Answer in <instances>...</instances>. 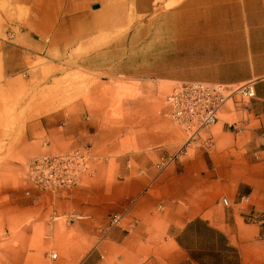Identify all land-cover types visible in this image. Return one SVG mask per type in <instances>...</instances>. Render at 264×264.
Instances as JSON below:
<instances>
[{
    "label": "crops",
    "instance_id": "obj_1",
    "mask_svg": "<svg viewBox=\"0 0 264 264\" xmlns=\"http://www.w3.org/2000/svg\"><path fill=\"white\" fill-rule=\"evenodd\" d=\"M98 1L31 0L34 15L18 43L0 47L2 76L24 73L29 54L56 65L66 59V72L100 79L251 83L254 96L245 114L225 106L219 116H232L200 131L173 166L162 163L164 150L123 154L113 167L105 157L68 192L27 190L23 210L34 220L52 211L43 236H57L55 220L65 219L52 264H264V0H146L145 22L127 34L121 16L106 24L108 8L122 14L121 1ZM54 116L36 131L49 147L88 140L83 104L63 121Z\"/></svg>",
    "mask_w": 264,
    "mask_h": 264
},
{
    "label": "rangeland",
    "instance_id": "obj_2",
    "mask_svg": "<svg viewBox=\"0 0 264 264\" xmlns=\"http://www.w3.org/2000/svg\"><path fill=\"white\" fill-rule=\"evenodd\" d=\"M117 1H121L123 12H111L108 8L106 24L121 16L127 23L122 34H127L133 24L145 22L146 0ZM30 2L20 4L18 0H0V47L3 43H18L14 41L16 35L21 29H27L34 15V6ZM141 3H145L144 9ZM17 24L21 28L16 27ZM65 60L56 65L45 58L27 54L24 73L3 77L0 53V264H19L21 253L25 251L28 252L26 264H52V255L60 256L63 240L60 236L66 229L65 219L55 220L58 233L52 239L43 236L46 224L54 220L51 209L36 220L23 210V203L29 196L27 190H40L27 178V168L33 159L76 150L90 154L87 174L82 175L75 186L61 191L65 193L81 185L82 179L90 178L93 167H99L105 157L113 167L115 158L123 154L164 150L170 155L163 157L162 163L173 166L190 142L185 140V132L166 115L165 97L175 84L153 82L145 77L127 80L107 76L100 79L99 73L81 68L66 72L68 62ZM79 104H83L85 115L92 119L87 124L90 138L81 145H65L58 149L52 143L49 147L52 140L36 132L40 127L38 123H43L40 120L49 118L54 122V115L61 113L59 120L63 121L77 110ZM227 108L231 109L230 105ZM231 116L223 114L219 117L226 120ZM93 153L97 156H92ZM222 200L219 199L220 209L227 206ZM24 229L34 231L33 236H25ZM35 251L45 252L46 256L37 257Z\"/></svg>",
    "mask_w": 264,
    "mask_h": 264
},
{
    "label": "built area",
    "instance_id": "obj_3",
    "mask_svg": "<svg viewBox=\"0 0 264 264\" xmlns=\"http://www.w3.org/2000/svg\"><path fill=\"white\" fill-rule=\"evenodd\" d=\"M253 96L251 83L220 85L183 82L171 88L164 106L168 118L185 132L186 141L191 142L200 131L217 122L225 106L230 105L235 112L245 114ZM89 155L87 151L78 150L54 156L42 155L28 165L27 178L40 190H68L79 182L82 175L87 174ZM222 203L227 205L226 199L223 198ZM110 221L111 225H116L120 216L112 215ZM55 257L56 254H53L52 258Z\"/></svg>",
    "mask_w": 264,
    "mask_h": 264
},
{
    "label": "water",
    "instance_id": "obj_4",
    "mask_svg": "<svg viewBox=\"0 0 264 264\" xmlns=\"http://www.w3.org/2000/svg\"><path fill=\"white\" fill-rule=\"evenodd\" d=\"M92 8H93V9H96V8H98V6H97V5H95V6H93Z\"/></svg>",
    "mask_w": 264,
    "mask_h": 264
}]
</instances>
